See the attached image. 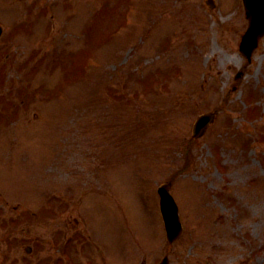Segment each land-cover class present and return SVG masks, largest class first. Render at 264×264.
<instances>
[{
	"label": "rangeland",
	"instance_id": "obj_1",
	"mask_svg": "<svg viewBox=\"0 0 264 264\" xmlns=\"http://www.w3.org/2000/svg\"><path fill=\"white\" fill-rule=\"evenodd\" d=\"M205 1L0 0V264H264V37Z\"/></svg>",
	"mask_w": 264,
	"mask_h": 264
},
{
	"label": "water",
	"instance_id": "obj_2",
	"mask_svg": "<svg viewBox=\"0 0 264 264\" xmlns=\"http://www.w3.org/2000/svg\"><path fill=\"white\" fill-rule=\"evenodd\" d=\"M245 11L249 21V26L246 34L242 38L241 51L249 58L255 47L258 39L264 35V0H244ZM212 114L201 116L195 127L194 136H199L205 127L211 122ZM162 211L165 220L168 240L171 242L179 236L181 232V225L177 215V208L172 199L166 194L167 187L163 186L161 189ZM161 264H167L165 258Z\"/></svg>",
	"mask_w": 264,
	"mask_h": 264
}]
</instances>
